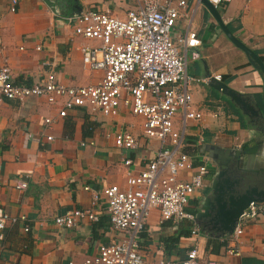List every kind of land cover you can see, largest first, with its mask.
<instances>
[{
	"label": "crops",
	"instance_id": "obj_1",
	"mask_svg": "<svg viewBox=\"0 0 264 264\" xmlns=\"http://www.w3.org/2000/svg\"><path fill=\"white\" fill-rule=\"evenodd\" d=\"M186 1V16L178 21L172 38L181 54L187 55L188 75L194 79L188 88L191 110L204 115L201 123L190 122L189 136L197 141L199 154L206 143L239 147L247 128L243 116L228 98L209 86V79L220 76L229 87L261 105L263 77L200 0ZM138 4V0H20L12 12V0H0V67L11 69L17 85L42 84L52 73L69 87L98 84L103 73L85 66L82 49L100 42L77 35L70 18L89 10H109L126 18ZM218 10L229 29L264 57V0H232ZM189 31L200 38L199 47L186 49L181 44ZM194 52L198 58L193 57ZM63 104L64 99L53 105L35 96L24 102L0 98V216L27 218L7 226L5 242L0 244V264H80L95 255L100 244L118 236L109 223L104 189L112 185L127 188L129 173L142 172L158 148L155 141L143 138L135 150L116 146L114 136L120 130L136 137L143 133V119L124 105L117 117L100 112L91 115L87 109L77 108L61 118ZM46 118L54 120L50 128L45 126ZM200 130L205 141H198ZM128 159L133 161L129 167L125 165ZM212 179L193 203H202ZM20 181H26L28 188L17 189ZM97 193L102 195L96 207L97 222H80L72 229L56 225L55 218L69 210L91 209ZM168 223L162 224L154 210L140 232L147 264L179 263L199 246L204 259L216 264H243L248 258L264 262V216L245 222L240 257L229 256L225 247L219 254L206 250L210 237L206 234L181 237L176 247L166 248L164 239L178 236L186 226Z\"/></svg>",
	"mask_w": 264,
	"mask_h": 264
},
{
	"label": "built area",
	"instance_id": "obj_2",
	"mask_svg": "<svg viewBox=\"0 0 264 264\" xmlns=\"http://www.w3.org/2000/svg\"><path fill=\"white\" fill-rule=\"evenodd\" d=\"M19 1L12 0V12L16 11ZM231 1L209 0L217 9ZM138 2L137 8L129 11L126 18L109 10H89L70 18L77 35L100 42L99 46L82 49L85 66L103 73L98 84L69 87L59 83L52 73L42 84L17 85L13 82L11 69L7 65L0 67L1 99L24 102L35 96L43 97L53 105L64 99L59 109L61 118L77 108L87 109L91 115L100 112L107 117H117L124 105L133 116L143 119V133L136 137L129 131L120 130L114 136L116 146L122 150H135L140 147L142 138L158 145L142 172L129 173L127 188L112 185L104 189L109 223L118 236L100 244L98 252L80 264H147L140 246V232L154 210L159 212L162 224L189 223L192 237L204 236L191 208L193 201L208 189L206 181L213 177L214 171L208 156L185 152L190 122L199 124L204 115L191 110L192 95L188 88L194 79L188 75L187 55L181 54L172 38L178 21L186 16L188 3L186 0ZM180 42L186 49L201 44L198 35L192 31ZM193 57L198 58L199 54L194 52ZM214 78L221 81L220 76ZM53 123L52 118L45 119L46 128ZM202 132H198V141H205ZM46 138L53 140L52 136ZM132 164L130 159L125 161L128 167ZM16 187L25 190L28 183L20 181ZM101 196L99 193L94 195L91 209L75 208L57 216L56 225L72 229L80 222H97L96 207ZM260 216H264V203H252L234 233L224 238L229 256H241L244 224ZM19 220L25 222L27 218L0 216V244L5 242L7 226ZM24 230L30 231V226L26 224ZM204 258V251L199 246L188 251L179 263L161 261L157 264H216Z\"/></svg>",
	"mask_w": 264,
	"mask_h": 264
},
{
	"label": "water",
	"instance_id": "obj_3",
	"mask_svg": "<svg viewBox=\"0 0 264 264\" xmlns=\"http://www.w3.org/2000/svg\"><path fill=\"white\" fill-rule=\"evenodd\" d=\"M200 2L205 5L227 38L246 54L249 63L260 73L264 81V61L262 58L229 29L219 10L209 0H200ZM209 86L228 98L242 116L252 117L254 115L264 118V109L255 99L251 102L244 94L214 77H210ZM201 152L203 155H207L213 163L219 164L221 169L213 176L210 191L199 205V210L196 213L197 223L204 234L213 238L224 239L234 233L233 231L241 221L244 212L252 203H264L263 185L248 182L249 176L264 173V143L244 152L252 155L247 158V166L243 169L240 167L241 160H239V172L236 175H232L227 168L233 154L227 153L225 148L214 143H206L201 146ZM240 154L241 151L237 150L236 159H239Z\"/></svg>",
	"mask_w": 264,
	"mask_h": 264
},
{
	"label": "flooded vegetation",
	"instance_id": "obj_4",
	"mask_svg": "<svg viewBox=\"0 0 264 264\" xmlns=\"http://www.w3.org/2000/svg\"><path fill=\"white\" fill-rule=\"evenodd\" d=\"M245 121L246 129H244V132L247 133V137L243 140L245 141L242 145L239 147H231V148H225L227 150V153H232L233 158L230 160V162L227 165V168L230 170L232 175H236L238 170V162L241 160L240 167L243 169L247 166V158H249L252 154L248 153L245 154V151H248L254 147H257L264 143V118L262 117H256L252 115V117H242ZM240 150L241 154L239 159H236V151ZM212 170L214 171L213 176L216 172H218L221 169V166L218 164H215L211 162ZM248 182L251 184H262L264 187V173L261 174H253L248 177ZM211 186V185H210Z\"/></svg>",
	"mask_w": 264,
	"mask_h": 264
},
{
	"label": "trees",
	"instance_id": "obj_5",
	"mask_svg": "<svg viewBox=\"0 0 264 264\" xmlns=\"http://www.w3.org/2000/svg\"><path fill=\"white\" fill-rule=\"evenodd\" d=\"M264 61V57H261ZM262 105V106H261ZM260 106L264 109L263 102ZM244 127V126H243ZM185 144L187 145L185 148V152L190 155H195L199 153V149L197 148V141L193 137L187 136L185 140ZM199 210V202L196 201L192 203L191 211L193 213H197ZM168 223V222H167ZM165 224V223H164ZM169 224V223H168ZM186 226H184L181 231L179 232L178 236L171 235L164 239V244L167 247H176L180 241L181 237H190L191 236V224L185 223ZM227 241L226 239H217L213 237H208L207 247L206 250L210 251L212 254H219L221 250L226 247ZM211 246V247H210ZM243 264H264L263 261H259L254 258H248L243 260Z\"/></svg>",
	"mask_w": 264,
	"mask_h": 264
},
{
	"label": "rangeland",
	"instance_id": "obj_6",
	"mask_svg": "<svg viewBox=\"0 0 264 264\" xmlns=\"http://www.w3.org/2000/svg\"><path fill=\"white\" fill-rule=\"evenodd\" d=\"M242 137H243V139H245V137H246V132H243V131H242ZM243 139H242V140H243ZM244 142H245V141H243L242 144H243ZM242 144H241V145H242ZM209 190H210V189H209Z\"/></svg>",
	"mask_w": 264,
	"mask_h": 264
}]
</instances>
